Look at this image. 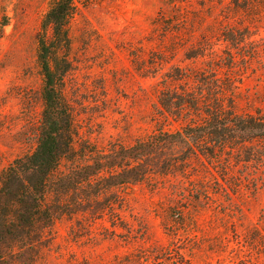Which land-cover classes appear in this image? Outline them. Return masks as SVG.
Returning <instances> with one entry per match:
<instances>
[{
  "label": "rangeland",
  "instance_id": "374dc122",
  "mask_svg": "<svg viewBox=\"0 0 264 264\" xmlns=\"http://www.w3.org/2000/svg\"><path fill=\"white\" fill-rule=\"evenodd\" d=\"M75 2L64 89L79 151L179 131L185 120L163 114L160 92L173 70L204 66L198 54L207 42L222 78L236 81L235 111L264 113V0ZM49 3L0 0V171L37 146L44 109L37 35ZM223 27L245 41L233 48ZM188 156L185 169L165 174L151 157L146 180L87 204L61 197L52 227L13 264H264V141L213 159Z\"/></svg>",
  "mask_w": 264,
  "mask_h": 264
},
{
  "label": "trees",
  "instance_id": "16d2710c",
  "mask_svg": "<svg viewBox=\"0 0 264 264\" xmlns=\"http://www.w3.org/2000/svg\"><path fill=\"white\" fill-rule=\"evenodd\" d=\"M76 13L75 0H50L37 35L44 109L35 150L0 171V264H13L24 248L42 240L62 209L61 197L75 194L81 196V204H87L143 182L155 169L149 163L151 157H160L156 167L161 173H177L185 169L190 153L199 151L213 159L229 149L264 141V113L235 111L236 81L231 73L222 78L219 57L209 51L207 42L198 54L204 66L173 70L160 92L163 114L185 120L179 131L158 130L132 146L119 145L108 152L79 151L64 89L72 69L70 28ZM221 32L233 48L246 39L236 38L233 28L223 27ZM225 53L233 65L232 52ZM172 148L185 152L168 158L165 153ZM64 161L71 162L66 172L60 170ZM107 208L113 210V204Z\"/></svg>",
  "mask_w": 264,
  "mask_h": 264
}]
</instances>
